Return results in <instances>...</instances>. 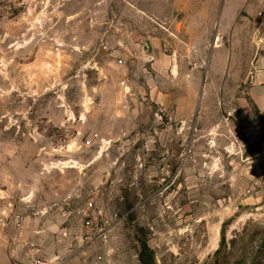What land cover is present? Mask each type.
<instances>
[{"label":"rangeland","instance_id":"obj_1","mask_svg":"<svg viewBox=\"0 0 264 264\" xmlns=\"http://www.w3.org/2000/svg\"><path fill=\"white\" fill-rule=\"evenodd\" d=\"M225 2L0 0V264H264L255 20L204 96Z\"/></svg>","mask_w":264,"mask_h":264},{"label":"crops","instance_id":"obj_2","mask_svg":"<svg viewBox=\"0 0 264 264\" xmlns=\"http://www.w3.org/2000/svg\"><path fill=\"white\" fill-rule=\"evenodd\" d=\"M263 3L264 0H226L221 13L219 26L224 28L229 26L233 27V40L230 45L221 44L214 49L209 63L208 80L204 87L205 96L210 91L211 86H217L218 77L226 71L229 62L232 64V70H234L235 60L239 58L238 50H236V40L240 38L241 32L251 25L252 20H255L257 28L255 32L256 48L252 52L253 56L249 57L248 71L246 74L247 80L244 83L248 87L247 94L253 102L257 114L262 119V124H264V43L257 38L261 30L257 12ZM243 11H247L248 14L242 16ZM196 78L197 76L195 75L193 79ZM251 131L261 133L263 129L254 125ZM251 157L255 158L257 154H252Z\"/></svg>","mask_w":264,"mask_h":264},{"label":"built area","instance_id":"obj_3","mask_svg":"<svg viewBox=\"0 0 264 264\" xmlns=\"http://www.w3.org/2000/svg\"><path fill=\"white\" fill-rule=\"evenodd\" d=\"M257 16L260 19V32L257 38L264 43V3L257 12ZM102 215V211L96 207L93 200L87 201L79 210L78 217L80 223L70 231L67 228L63 230V235L66 237H72L75 242H82L84 244H95L98 240H106L108 237L107 226L99 223L98 219ZM35 264H41V262H35Z\"/></svg>","mask_w":264,"mask_h":264},{"label":"water","instance_id":"obj_4","mask_svg":"<svg viewBox=\"0 0 264 264\" xmlns=\"http://www.w3.org/2000/svg\"><path fill=\"white\" fill-rule=\"evenodd\" d=\"M146 49H148V47H146ZM149 50V49H148Z\"/></svg>","mask_w":264,"mask_h":264}]
</instances>
